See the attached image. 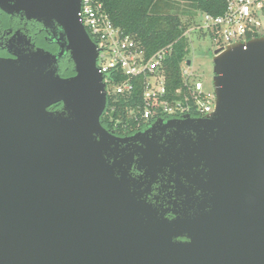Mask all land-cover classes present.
<instances>
[{
  "label": "water",
  "instance_id": "95a60500",
  "mask_svg": "<svg viewBox=\"0 0 264 264\" xmlns=\"http://www.w3.org/2000/svg\"><path fill=\"white\" fill-rule=\"evenodd\" d=\"M80 7L0 0L8 15L57 25L63 41L57 55L0 58V264H264V35L214 51L215 112L174 157L202 199L170 221L141 200L132 156L118 152L126 139L101 123L100 50ZM64 51L70 78L55 67ZM144 152L151 175L165 160Z\"/></svg>",
  "mask_w": 264,
  "mask_h": 264
},
{
  "label": "built area",
  "instance_id": "2783aa9c",
  "mask_svg": "<svg viewBox=\"0 0 264 264\" xmlns=\"http://www.w3.org/2000/svg\"><path fill=\"white\" fill-rule=\"evenodd\" d=\"M80 1V22L100 50L97 68L104 77L107 97L115 101L123 98L134 104L125 108L126 118L139 127L153 119L197 115L207 118L215 112V92L205 89L192 65L182 66L180 86L173 94L168 92L164 64L172 55V45L148 57L139 42L123 36L114 26L102 3ZM199 26L218 45L216 49L246 44L264 35V0H226L223 14H201ZM138 85L142 90L140 103L136 101ZM115 111L116 107H113L111 112ZM122 120L117 119L114 125L122 124Z\"/></svg>",
  "mask_w": 264,
  "mask_h": 264
},
{
  "label": "flooded vegetation",
  "instance_id": "af4514ba",
  "mask_svg": "<svg viewBox=\"0 0 264 264\" xmlns=\"http://www.w3.org/2000/svg\"><path fill=\"white\" fill-rule=\"evenodd\" d=\"M61 43L63 41L57 25L48 29L35 20H28L23 14L8 15L0 10V58L16 60L21 55L39 50L57 55L61 50ZM55 67L62 78L75 75L69 52L59 58ZM62 109L63 105L57 104L49 110L61 112ZM107 113L106 108L102 117L107 116ZM115 116V113H111L110 120L114 121ZM185 117L153 119L136 128L126 126L123 132L118 131L119 125L111 128L109 124H102L116 138L126 139V142L120 143L118 152L123 159L132 156L134 163L130 176L137 181L136 192L141 200L154 207L158 216L170 221L196 212L202 199L201 190L190 184L183 172L178 171L174 157L175 152H179L186 141H196L197 133L194 130L199 127V121L206 117L189 116L187 119H191V122L184 123ZM188 135L192 139L188 140ZM133 137L136 139L133 140ZM148 147L159 152L160 160H165L150 171L151 175L147 174L148 169H143L139 161Z\"/></svg>",
  "mask_w": 264,
  "mask_h": 264
},
{
  "label": "trees",
  "instance_id": "16d2710c",
  "mask_svg": "<svg viewBox=\"0 0 264 264\" xmlns=\"http://www.w3.org/2000/svg\"><path fill=\"white\" fill-rule=\"evenodd\" d=\"M102 3L110 15L114 26L121 30L123 36H128L140 43L149 57L158 50L172 45V55L164 64V74L167 90L170 94L181 84V68L188 60L190 53L185 32L189 24L182 21L183 16L194 18L197 13L219 16L223 14L226 0H97ZM113 79L119 81V78ZM142 90L138 85L136 101L140 103ZM134 105L133 103H131ZM123 98L115 101L109 97L107 116L101 118V123L114 128L115 121L123 119L119 125L120 132L124 126L136 128L137 125L123 114L131 105ZM116 107L115 119L110 120L111 109Z\"/></svg>",
  "mask_w": 264,
  "mask_h": 264
},
{
  "label": "rangeland",
  "instance_id": "374dc122",
  "mask_svg": "<svg viewBox=\"0 0 264 264\" xmlns=\"http://www.w3.org/2000/svg\"><path fill=\"white\" fill-rule=\"evenodd\" d=\"M201 13H197L194 18L183 16L182 21L189 24L185 32L188 40L189 55L188 60L192 62L195 75L204 83L205 89L213 91V53L217 48V44L211 41L206 32L199 26ZM264 34V26L262 28ZM187 60V61H188ZM187 61L182 65L185 68Z\"/></svg>",
  "mask_w": 264,
  "mask_h": 264
}]
</instances>
